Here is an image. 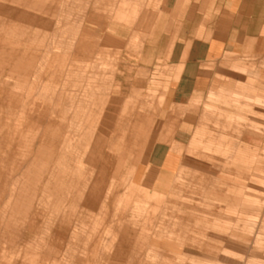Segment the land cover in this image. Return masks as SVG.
Returning <instances> with one entry per match:
<instances>
[{
    "label": "rangeland",
    "instance_id": "1",
    "mask_svg": "<svg viewBox=\"0 0 264 264\" xmlns=\"http://www.w3.org/2000/svg\"><path fill=\"white\" fill-rule=\"evenodd\" d=\"M163 3L0 0V264H264V56L191 91L181 22L137 26Z\"/></svg>",
    "mask_w": 264,
    "mask_h": 264
},
{
    "label": "crops",
    "instance_id": "2",
    "mask_svg": "<svg viewBox=\"0 0 264 264\" xmlns=\"http://www.w3.org/2000/svg\"><path fill=\"white\" fill-rule=\"evenodd\" d=\"M164 3L163 7H160L158 10H154L153 14L151 10H143L139 12L138 24L137 26H145V21L153 19L155 22L159 21L157 24V29L160 30L159 35H163V22L167 20H176L181 22L182 28L185 30V34L182 36L185 39L186 49L185 52L192 56L191 61L187 60V65L192 64L195 68V71L190 78L191 91L204 92L209 89L213 78L211 70L207 73L204 71L205 67L195 66V62L201 63H216L217 66L220 63H224V69L229 68V64L235 66H241V63L246 61L258 60L264 56V0H216L211 7V12L208 20L195 18V8L194 0H162ZM130 2V1H129ZM205 14V11L202 15ZM200 20V21H199ZM143 23V24H142ZM202 26V32L200 39L195 38V27L198 24ZM5 28V27H4ZM11 32L12 38L9 37H0V46L10 47V52L7 54V58H1L2 54L5 51L0 50V63L7 62L8 65H11L13 72L18 74H23L25 77L29 73V69L25 66L19 68V41L18 34L14 26L7 27ZM172 31L173 28L171 27ZM173 34V33H171ZM177 35V34H176ZM177 36H181L178 34ZM110 38V36L108 35ZM200 45L199 50H195V45ZM22 47V46H21ZM181 49V48H180ZM180 49H177L179 51ZM202 69V72L199 70ZM225 72V71H223ZM218 89L215 91L223 92L228 87H230V82L222 81ZM214 88L212 85L210 91ZM251 90L257 91L258 89L263 90L257 86H250ZM212 93V92H211ZM245 99L253 101V103H264V98L255 96V97H246ZM168 122V120H167ZM47 135V132L38 130L34 135L32 141L38 140L42 143V138ZM200 133L197 129L195 130L193 140L201 139L199 137ZM253 134V133H251ZM53 135H47L50 139V144H53ZM254 135V134H253ZM256 136V134H255ZM199 137V138H197ZM253 139H251V142ZM238 144L237 149L241 145ZM235 148V149H236ZM168 149H171L170 147ZM41 155L49 158L52 154L50 151L40 152ZM164 146L158 144L156 149L153 151V158L158 159L165 156ZM155 163V162H154ZM153 163V165H154ZM91 197V193L88 195ZM90 201V200H89ZM122 240L126 243H131L129 234L122 233ZM132 254H135V250L132 251ZM36 264H43L42 262H36Z\"/></svg>",
    "mask_w": 264,
    "mask_h": 264
}]
</instances>
